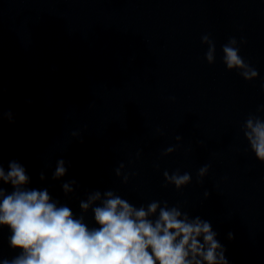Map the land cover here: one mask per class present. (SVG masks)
I'll list each match as a JSON object with an SVG mask.
<instances>
[{
	"label": "clouds",
	"instance_id": "1",
	"mask_svg": "<svg viewBox=\"0 0 264 264\" xmlns=\"http://www.w3.org/2000/svg\"><path fill=\"white\" fill-rule=\"evenodd\" d=\"M201 41L208 45L207 62L214 63L215 42L209 35H203ZM222 52L227 70H238L246 81L257 78V70L240 56L235 38L222 46ZM262 110L264 106L258 109ZM5 115L11 121V112H0V119ZM242 131L255 158L264 163V119L249 115ZM173 151L169 147L164 155ZM123 168L121 163L115 169L117 177L122 176ZM208 170V165L201 167L198 176L205 177ZM66 171L65 161H57L53 179L63 177ZM163 175L165 186L174 185L177 191L192 179L179 170ZM0 181L13 189L7 192L0 187V226L10 228L9 245L19 250L0 264H229L226 248L217 239L211 222L192 217L167 201L136 207L113 190H97L80 201L81 214L77 216L66 204L54 200L47 189L27 187L30 177L19 162H9L7 172L0 165ZM122 182L127 184L128 175H123ZM75 183L62 185L66 195L74 191ZM208 195L206 192L205 198ZM89 211L94 219L91 227L85 222Z\"/></svg>",
	"mask_w": 264,
	"mask_h": 264
}]
</instances>
